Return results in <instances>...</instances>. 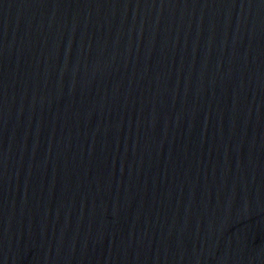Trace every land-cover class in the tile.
I'll use <instances>...</instances> for the list:
<instances>
[{
    "label": "water",
    "instance_id": "obj_1",
    "mask_svg": "<svg viewBox=\"0 0 264 264\" xmlns=\"http://www.w3.org/2000/svg\"><path fill=\"white\" fill-rule=\"evenodd\" d=\"M0 264H264V0H0Z\"/></svg>",
    "mask_w": 264,
    "mask_h": 264
}]
</instances>
